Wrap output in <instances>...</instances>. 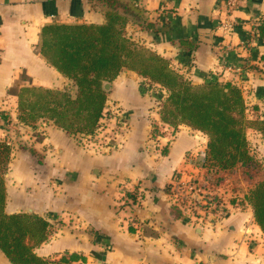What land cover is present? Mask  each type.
Wrapping results in <instances>:
<instances>
[{
    "label": "crops",
    "instance_id": "0c3cea01",
    "mask_svg": "<svg viewBox=\"0 0 264 264\" xmlns=\"http://www.w3.org/2000/svg\"><path fill=\"white\" fill-rule=\"evenodd\" d=\"M129 1L153 24L149 30L127 17L130 41L168 60L194 85L230 82L254 105L264 103V44L253 30L264 0H236L230 11L236 28L228 35L218 28L224 19L218 7L226 0ZM53 22L100 25L105 19L87 0H0V113L6 117L0 137L11 148L4 211L33 213L55 227L36 255L73 254L87 264L90 257H103V264H264V234L246 201H224L226 215L218 221L199 223L172 211L175 180L201 173L185 156L204 158L206 137L185 125L155 131L162 125L159 102L135 72L122 69L102 84L108 85L105 110L119 106L128 126L117 133L107 114L111 140L101 151L93 148L100 139L83 147L51 121L19 120L9 89L75 92L38 52L41 27ZM159 92L164 97V89ZM135 189L137 202L127 196ZM0 264H10L1 252Z\"/></svg>",
    "mask_w": 264,
    "mask_h": 264
},
{
    "label": "trees",
    "instance_id": "16d2710c",
    "mask_svg": "<svg viewBox=\"0 0 264 264\" xmlns=\"http://www.w3.org/2000/svg\"><path fill=\"white\" fill-rule=\"evenodd\" d=\"M87 1L103 14V24H45L39 31L37 45L43 60L69 80L75 92L72 94L67 88L54 90L33 86L9 89V93L17 98L18 118L22 123L45 119L74 138L93 137L105 109L106 92L102 84L127 69L165 91L164 102L158 107L162 125H155V131L158 128L157 131L165 134L164 126L175 129L185 125L205 135L203 168L206 172L213 171L218 176L258 168L250 152L246 131L254 130L264 138V119L249 120L247 114L256 113L258 108L247 107L238 86L215 79L194 85L171 68L168 60L130 41L124 31L127 17L149 30H153V24L148 21V14L129 0ZM253 30L264 44V13ZM188 47L191 51L194 46ZM262 61L264 64V56ZM0 119L6 120L5 115L0 113ZM10 149L6 141H0V252L10 264L85 262L73 254L58 258L37 256L35 248L49 239L55 227L45 217L33 213H5L4 177ZM239 191L242 194L240 201L238 197L228 202L246 201L251 206L255 224L264 234L263 172L251 187ZM127 196L137 202L141 192L135 189ZM170 207L176 215H182L172 201Z\"/></svg>",
    "mask_w": 264,
    "mask_h": 264
},
{
    "label": "built area",
    "instance_id": "2783aa9c",
    "mask_svg": "<svg viewBox=\"0 0 264 264\" xmlns=\"http://www.w3.org/2000/svg\"><path fill=\"white\" fill-rule=\"evenodd\" d=\"M236 0H226L220 3L218 7L219 10L224 12V19L218 21V28L222 30L223 34L232 33L236 24L235 21L231 18L230 11L234 7ZM107 114H111L112 120L114 122L115 131L118 133L119 130H123L127 128V119L123 111L119 108V106H109L108 109H104L103 117L101 119V124L99 128L94 133L93 137L89 138H81L76 137L77 142L81 146H85L86 141H89L91 138H97L99 141L95 143L94 149L96 151H101L105 144L110 142L109 132L106 131L105 120L108 118ZM166 126H164V130H166ZM113 132V128L110 130ZM115 135V134H114ZM0 141H6L9 145V142L4 138L0 137ZM111 147V146H110ZM105 148H109V146H105ZM186 160L190 163H194L199 170L206 171L203 168V158L194 157L191 154H187ZM206 187H199L196 184V180L193 176H189L187 178H178L174 183V190L171 193V201L174 205H176L182 212V214L191 216L195 218V222H208L210 220H220L226 215L225 203L223 200L217 198V196L209 193H205L204 189ZM90 264H98L95 261L90 260ZM72 264H87L86 262L78 261ZM103 264V263H100Z\"/></svg>",
    "mask_w": 264,
    "mask_h": 264
},
{
    "label": "rangeland",
    "instance_id": "374dc122",
    "mask_svg": "<svg viewBox=\"0 0 264 264\" xmlns=\"http://www.w3.org/2000/svg\"><path fill=\"white\" fill-rule=\"evenodd\" d=\"M256 69H258L256 67ZM147 84V87L150 90V93L155 97L159 102L158 107H161L164 102V97H161L159 90L163 89L159 85L149 83L144 80L143 83ZM145 88V87H144ZM242 95L245 101V104L249 109H252L254 105L251 100H248V94L245 90L242 91ZM258 111L256 113L249 112L248 118L251 121L257 120L258 118L264 119V103L257 106ZM246 138L249 143L250 152L255 158V162L258 164V168L252 170L251 168L240 169L236 173H220L218 176L214 174L213 171H202L199 175L192 174L193 178L196 180V184L199 187H206L204 189L205 193H211L217 198L228 202L229 200H235L241 195L239 191L240 188L246 190L248 187H251L255 179L260 177L261 172L264 174V138L256 131L248 129L246 131ZM254 175H256L254 177ZM217 176V177H216ZM251 177V180H247ZM218 178H220L218 180ZM91 263V261H90Z\"/></svg>",
    "mask_w": 264,
    "mask_h": 264
},
{
    "label": "water",
    "instance_id": "95a60500",
    "mask_svg": "<svg viewBox=\"0 0 264 264\" xmlns=\"http://www.w3.org/2000/svg\"><path fill=\"white\" fill-rule=\"evenodd\" d=\"M107 88H108V85H107V83H105V84L103 85V89H104V90H107ZM89 259L92 260V261H95V262L98 263V264L104 262V258H103V257H101L100 260H96L95 258H91V257H90Z\"/></svg>",
    "mask_w": 264,
    "mask_h": 264
}]
</instances>
